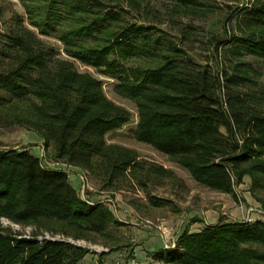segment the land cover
<instances>
[{
    "label": "trees",
    "instance_id": "1",
    "mask_svg": "<svg viewBox=\"0 0 264 264\" xmlns=\"http://www.w3.org/2000/svg\"><path fill=\"white\" fill-rule=\"evenodd\" d=\"M18 1L28 25L13 14L1 35L0 128L35 132L55 160L85 172L102 191L135 188L149 207H170L151 188L175 180L174 173L107 142L131 113L107 98L102 81L79 72L78 62L114 80L113 93L134 105L135 141L212 191L235 198L248 177V192L264 211V69L255 66L264 67V0L228 16V42L211 43L203 61L188 52L195 29L177 19L201 13L198 0ZM162 12L178 41L156 25ZM41 36L56 37L66 58ZM0 219L32 228L23 237L0 222V264H79L86 251L73 241H110L123 226L106 202L81 198L65 171L44 167L25 148L0 149ZM45 232L51 238L39 237ZM151 257L162 264H264V221L185 229L174 247Z\"/></svg>",
    "mask_w": 264,
    "mask_h": 264
},
{
    "label": "rangeland",
    "instance_id": "2",
    "mask_svg": "<svg viewBox=\"0 0 264 264\" xmlns=\"http://www.w3.org/2000/svg\"><path fill=\"white\" fill-rule=\"evenodd\" d=\"M198 1L201 13L177 19L195 29L197 36H194V40L189 43L188 52L196 60L203 61L213 53L211 43L228 42L227 34L231 28L229 22L225 21L226 18L234 12H239L244 8V4L251 0ZM153 5L160 7L159 3L153 2ZM13 14L23 17L25 25H28L25 7L20 1L0 0V40ZM156 25L167 31L171 40L175 42L179 40L165 12H162ZM40 38L54 46L62 58H66L63 46L56 37L41 36ZM248 60L251 59L248 58ZM74 65L79 72H87L102 81L107 98L131 113L130 123L120 130L108 133L107 142L133 149L141 159L162 165L171 170L176 177L175 180L163 181L161 185L151 188L152 195L168 199L172 201V205L161 209L151 208L147 205L143 192L135 188L130 189L123 186L116 192L100 190L98 184L90 180L85 172L55 160L52 149H46L42 139L35 132L21 127L0 128V149L25 148L37 156L44 167L65 171L71 185L81 198L91 202H106L115 217L122 223L123 226L113 233L115 238L113 240L106 241L95 237L96 243L83 240L73 241L75 245L86 251L79 264H162L155 262L151 257V253L163 246V239L157 228L161 224L172 228V236L175 237L185 229L196 232L205 225H213L221 221H243L257 218L264 221L263 209L248 192V177L235 188V198L195 183L185 170L171 162L166 156L148 145L135 141L130 136V131L135 128L137 122L136 110L130 101L113 93L114 80L81 63L74 62ZM255 66L264 69L260 64H255ZM0 222L3 226L10 227L12 231L21 235H32L31 227L14 226L4 219H0ZM51 236L45 232L39 237ZM54 237L64 239L61 235H54Z\"/></svg>",
    "mask_w": 264,
    "mask_h": 264
},
{
    "label": "built area",
    "instance_id": "3",
    "mask_svg": "<svg viewBox=\"0 0 264 264\" xmlns=\"http://www.w3.org/2000/svg\"><path fill=\"white\" fill-rule=\"evenodd\" d=\"M247 220L250 221L251 219H247ZM6 222L11 224L8 221H6ZM11 225H13V224H11ZM14 226H17V225H14ZM157 228H158V230H159V232L161 234V237L163 239V247L164 248H170V247L172 248V247H174V244H175L177 236H175V237L172 236L173 229L170 228V227L164 226L163 224H161ZM28 236L29 235H23V237H28ZM45 238L49 239L51 237H45ZM52 239H54V238H52ZM55 239H59V238H55Z\"/></svg>",
    "mask_w": 264,
    "mask_h": 264
},
{
    "label": "crops",
    "instance_id": "4",
    "mask_svg": "<svg viewBox=\"0 0 264 264\" xmlns=\"http://www.w3.org/2000/svg\"><path fill=\"white\" fill-rule=\"evenodd\" d=\"M258 219V218H257ZM254 220V219H253Z\"/></svg>",
    "mask_w": 264,
    "mask_h": 264
}]
</instances>
